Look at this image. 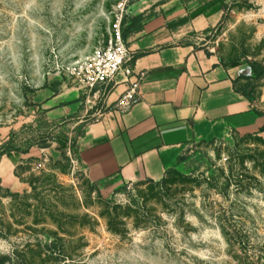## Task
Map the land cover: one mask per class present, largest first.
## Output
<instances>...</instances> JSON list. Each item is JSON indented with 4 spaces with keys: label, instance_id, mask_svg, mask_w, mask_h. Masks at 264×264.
<instances>
[{
    "label": "rangeland",
    "instance_id": "1",
    "mask_svg": "<svg viewBox=\"0 0 264 264\" xmlns=\"http://www.w3.org/2000/svg\"><path fill=\"white\" fill-rule=\"evenodd\" d=\"M137 15L143 31H187L183 0H0V157L22 162L19 186L0 187L8 264H264V120L191 142L160 181L88 177L81 149L107 97L68 67ZM180 37L247 65L241 88L264 119V0H232L215 27Z\"/></svg>",
    "mask_w": 264,
    "mask_h": 264
},
{
    "label": "crops",
    "instance_id": "2",
    "mask_svg": "<svg viewBox=\"0 0 264 264\" xmlns=\"http://www.w3.org/2000/svg\"><path fill=\"white\" fill-rule=\"evenodd\" d=\"M231 1L183 0L188 19L184 35L167 25L146 26L129 43L136 52L135 71L145 79L126 111L118 110L116 101L127 85H118L106 99V111L90 126L80 158L91 180L125 185L160 181L191 142L263 124L241 88L248 66L227 63L191 38L180 39L215 27ZM20 159L14 152L0 157V187L19 186Z\"/></svg>",
    "mask_w": 264,
    "mask_h": 264
},
{
    "label": "built area",
    "instance_id": "3",
    "mask_svg": "<svg viewBox=\"0 0 264 264\" xmlns=\"http://www.w3.org/2000/svg\"><path fill=\"white\" fill-rule=\"evenodd\" d=\"M136 52L125 41L120 27L101 49L68 67L67 75L88 93V97H108L118 85L127 89L116 101L120 111H126L136 102L145 74L136 73Z\"/></svg>",
    "mask_w": 264,
    "mask_h": 264
},
{
    "label": "trees",
    "instance_id": "4",
    "mask_svg": "<svg viewBox=\"0 0 264 264\" xmlns=\"http://www.w3.org/2000/svg\"><path fill=\"white\" fill-rule=\"evenodd\" d=\"M142 21H143V15H137V16H134L131 18V21L128 23L127 21V18H124L122 20V24L124 26V29H123V37L125 39V41L128 40L129 36H130V33L131 32H135V33H140L143 31L144 29V26H142ZM188 22V19H183L181 21L182 24L184 23H187ZM126 24H128V26L126 27ZM253 70L254 72H257L258 73V68L257 67H253ZM243 79L245 78V76L242 77ZM244 95L248 96L247 93L244 91L243 92ZM258 115H260L259 113H257ZM261 131H264V125L263 127L261 128ZM4 154V153H3ZM1 154V155H3ZM147 182H154L152 180H149ZM141 184V183H139ZM12 260L11 256H3V257H0V264H8V262H10Z\"/></svg>",
    "mask_w": 264,
    "mask_h": 264
}]
</instances>
